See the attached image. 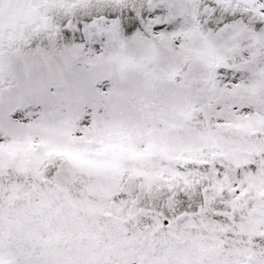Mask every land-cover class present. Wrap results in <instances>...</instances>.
<instances>
[{"label":"rangeland","instance_id":"obj_1","mask_svg":"<svg viewBox=\"0 0 264 264\" xmlns=\"http://www.w3.org/2000/svg\"><path fill=\"white\" fill-rule=\"evenodd\" d=\"M72 3L74 0H56L54 6L63 9ZM46 4L50 5L47 0H29L22 6L6 5L1 47L15 42L12 33L3 34L4 31L20 33L23 26L48 28L51 17L54 22V17L64 14L56 12L53 16L55 11H51L42 16L40 8ZM74 26L75 21L72 28L66 29L72 31ZM40 33L26 30L24 44ZM20 48L0 53V109L22 106L50 81L65 86V103L42 110L38 117L24 123H0V136L4 137L0 143V168L13 176L39 177V163L57 158L63 176L77 181L84 177L90 182L69 191L58 181L60 191L44 196L43 201L39 200L42 193L26 190L14 194L13 203H45L52 196L63 205L89 203L87 215L104 221L108 227L121 223L118 219L148 221L150 213L146 210L134 205L125 210L113 201L116 191L125 190L121 178L128 183L135 181L137 187L144 185L145 190L180 182L191 185L197 177L195 166L222 159L231 165L232 176L226 173L222 182L209 186L219 194L225 188L234 191L231 179L235 178L236 170L253 155L264 152V144L258 142L264 136V116L236 117L220 128L214 122H196L202 105L191 85L197 80L209 85L214 60L225 59L224 53L199 33L188 34L181 52L172 51L170 44L143 39L106 50L101 56L78 48L51 47L45 50L49 53ZM261 69L254 66L248 80L260 82ZM101 76L112 81L110 94L102 103L92 88L93 81ZM170 82L173 87L168 85ZM244 88L250 98H258L264 92L261 82ZM86 104L92 105L94 115L91 126L82 130L80 120ZM56 155L60 159L52 158ZM153 168L155 173L149 171ZM125 170L132 171L135 177L124 174ZM242 183L243 190L228 201L231 207L228 218L236 228L225 227L246 237L264 226V160L256 172L244 174ZM61 209L65 211L63 206ZM225 227L207 219L177 225L185 233L198 232L218 244L224 239L226 244L229 242ZM240 236H236L237 240Z\"/></svg>","mask_w":264,"mask_h":264},{"label":"snow or ice","instance_id":"obj_2","mask_svg":"<svg viewBox=\"0 0 264 264\" xmlns=\"http://www.w3.org/2000/svg\"><path fill=\"white\" fill-rule=\"evenodd\" d=\"M28 2L0 0V31L4 26L5 5ZM47 2L54 6L56 0ZM80 20L83 24L79 23ZM74 21L72 31L64 30L65 24L72 28ZM54 22V29L31 38L27 48H78L82 52L101 56L106 50L143 39L170 44L172 51L181 52L188 34L199 33L211 40L217 50L224 53L225 59L209 70V85L199 80L191 85L192 92L202 105L196 122H214L220 128L236 117L264 116V92L258 98H250L244 88L252 68L264 66V0H74L73 11L54 17ZM254 53L255 65L246 63ZM92 88L102 103L110 94L112 81L107 77H98L93 81ZM64 103L65 86L50 81L22 106L0 109V123H24L38 117L42 110L63 106ZM96 107L99 108V103ZM93 115L92 105L86 104L80 120L82 130L91 126ZM3 140L4 137L0 136V143ZM258 142L264 144V136ZM262 160L264 152L253 155L231 179L235 190L225 188L219 194L209 186L222 182L226 173L232 176L231 165L222 159L195 166V175L200 178L198 184L180 182L154 191L145 190L144 185L137 187L135 181L128 183L122 178L120 183L125 190L113 194L115 204L125 210L134 205L149 212L150 217L149 228H145L143 222L133 225L131 219L122 222V228L130 229L125 239L131 235L137 239L117 249L116 253L99 250L92 253L72 243L54 249L36 238L30 230L27 213L12 203L14 194L19 195L26 190L38 191L43 194L39 197L43 201L44 196L60 191L58 181L69 190H74L77 186H86L90 182L87 178L80 177L77 181L63 176L59 160L42 165L40 176L43 179L13 176L0 168V264H185L180 257L164 258L159 246H141L139 236L155 228L157 222L161 228L155 235L165 234L169 240H175L173 233L177 225L189 220L199 222L207 219L221 227L235 229L236 225L228 218L231 211L228 201L238 196L245 187L242 183L244 174L256 172ZM192 175L189 173V176ZM63 199L61 192V201ZM224 234L229 238L226 248L241 250L238 260L225 255L193 260L192 264H264V229L239 240L236 239V232L229 231L228 227H225Z\"/></svg>","mask_w":264,"mask_h":264},{"label":"flooded vegetation","instance_id":"obj_3","mask_svg":"<svg viewBox=\"0 0 264 264\" xmlns=\"http://www.w3.org/2000/svg\"><path fill=\"white\" fill-rule=\"evenodd\" d=\"M4 10H7L6 5ZM5 13L6 11H4ZM255 60L256 56L254 53L246 63L251 64ZM261 67L260 82L264 84V66ZM260 82L248 80L245 85H255ZM13 204L27 213V219L31 225L30 230L33 231L36 238L54 249L60 248L66 243H72L78 248L92 253L97 250L116 253L117 249L137 239L135 235L128 236L125 239V234L130 232V229L122 228V222L128 219L122 221L118 219L121 223L113 227H108L104 221L98 222L96 219H91L86 213L87 207L90 206L89 204L86 207L85 204L73 205L70 208L72 210L70 213H61L57 210L60 207L59 204L42 203L35 206L26 203ZM29 206L34 208H27ZM141 222L144 223L145 228H149V219L148 221L135 219L133 220V225ZM160 228L161 225L157 222L155 228L150 229L146 234L141 233L138 243L141 246L148 245L151 248L159 246L164 258L180 257L185 261V264H192L193 260L218 258L225 255L231 256L234 260L239 259L240 252H237L238 248L228 249L225 247L226 239L218 244L216 241L207 240L205 235L198 232L189 231L185 233L177 229L173 233L175 240H169L165 234L155 235V233L160 232ZM238 235L240 236L241 233L236 234V236ZM243 237L245 236L241 235L239 239ZM177 245L187 247L178 249Z\"/></svg>","mask_w":264,"mask_h":264},{"label":"trees","instance_id":"obj_4","mask_svg":"<svg viewBox=\"0 0 264 264\" xmlns=\"http://www.w3.org/2000/svg\"><path fill=\"white\" fill-rule=\"evenodd\" d=\"M76 23V22H75ZM79 23H81V24H83V20H80L79 21ZM75 27V26H74ZM67 27L66 26H64V30H67V31H69L68 29H66ZM24 39H25V37L23 38V40H22V43L21 42H15L14 43V46L12 47V48H14V47H21L20 49H24V48H27V46H26V44H24ZM29 40H30V38H28ZM44 51H43V53H49V52H47V51H45V49H43ZM48 50V49H47ZM42 53V52H41ZM168 120V119H167ZM141 171H143L142 169H140ZM149 171H152V169H150ZM127 172V171H126ZM132 172V171H131ZM130 171H128V175H130V174H133V173H131ZM154 172V171H153ZM130 173V174H129ZM133 176L135 177V174H133ZM158 191L159 190H161V189H157Z\"/></svg>","mask_w":264,"mask_h":264},{"label":"water","instance_id":"obj_5","mask_svg":"<svg viewBox=\"0 0 264 264\" xmlns=\"http://www.w3.org/2000/svg\"><path fill=\"white\" fill-rule=\"evenodd\" d=\"M221 62H223V60H222ZM221 62H220V63H221Z\"/></svg>","mask_w":264,"mask_h":264}]
</instances>
